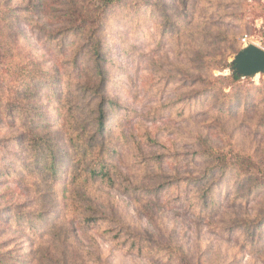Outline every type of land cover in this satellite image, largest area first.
Instances as JSON below:
<instances>
[{"label": "rangeland", "instance_id": "374dc122", "mask_svg": "<svg viewBox=\"0 0 264 264\" xmlns=\"http://www.w3.org/2000/svg\"><path fill=\"white\" fill-rule=\"evenodd\" d=\"M107 1L75 0L105 17L100 36L107 94L124 106L114 122L116 153L109 157L120 179L113 185L100 178L72 183L65 179L71 166L64 165L51 192L25 166L27 157L13 138L21 125H11L0 110V139L7 138L0 144V256L25 262L35 242L48 247L51 264H264V223L256 236L245 229L264 215V73L232 78L239 50L248 43L264 48V0H187V6L159 0L139 13L131 0ZM0 2L18 8L19 26L14 48L0 21V86L18 81L22 68L56 74L64 92L68 82L78 92V83L91 81L92 63L75 69L71 58L84 39L65 34L58 43L44 32L67 22L75 8L70 0ZM163 2L177 28L166 22ZM46 91L42 84L33 107L47 117L43 125L63 134L58 101ZM203 143L251 171L248 179L237 170L213 175L220 179L208 208L191 181L210 165L199 153ZM147 171L181 181L146 191L138 184ZM24 208L44 210L50 223L39 222L31 234L16 215ZM56 221L66 230L57 236L49 228Z\"/></svg>", "mask_w": 264, "mask_h": 264}, {"label": "trees", "instance_id": "16d2710c", "mask_svg": "<svg viewBox=\"0 0 264 264\" xmlns=\"http://www.w3.org/2000/svg\"><path fill=\"white\" fill-rule=\"evenodd\" d=\"M115 1L117 0L107 1V6ZM156 1L159 0H131L130 5H134L132 8H138L137 13H139L143 10L144 5L155 7ZM126 2L129 4V0H126ZM183 2L187 6V0H183ZM42 3L44 4V2ZM70 3L75 8L66 14L67 22L58 23L56 25H60L59 28L45 30L44 32L47 39L57 42L61 38H65V34H77L84 39L83 45L72 51L71 58L75 69L78 67L81 69L83 64L86 67L88 61L92 63L91 71L88 72L91 81H86V85L78 83V92H75L72 88L73 84L68 82V91L64 92L63 88L58 87H63L61 82L63 80L56 74L44 77L45 72L43 70L28 69L23 71L22 68L18 71L15 70L18 81H15V83L9 81L0 86V105H3L0 106V110H4L5 116L9 115L11 117V125L17 123L21 125V128H19L22 132L16 134L13 138L21 144L27 157L25 166L28 170L37 171L46 180L47 187L52 189L51 192L55 190L53 187L55 182L62 178L61 173L64 165L71 166L68 176L65 175V179L70 178L72 183H85L100 178L99 180L113 185L117 184L120 179L119 170L109 157L116 153L117 141H115L116 136L114 135V122H116V117H120L124 106L107 94L108 72L105 65L107 60L104 56L100 36L105 17L102 13L99 14L98 11L93 15L90 14L91 9L76 6L75 0H70ZM161 5L163 7L162 13L166 22L170 24V29L177 28L176 22L171 23L165 2ZM17 9L3 6V2H0V21L3 22L1 28L8 31L10 44L14 48L18 45L19 26L14 19L18 16L16 14ZM86 56L87 58H85ZM240 77L242 76L235 73L232 75L233 80ZM42 84L49 87L50 91L46 92L58 101L60 114L64 119L63 134L59 133L57 129L51 130L43 125L44 122H47V117L39 112L37 106L35 109L33 107L36 104V96L42 88ZM55 85L56 88L53 87ZM35 86H38V88L32 91ZM66 122L70 123V126ZM62 135L65 136V141H61ZM6 141L7 138L0 139V144L4 145ZM199 153L203 154L205 160L210 163L199 177H194L191 180L198 186V200L203 208H208L209 204L213 205L215 203L214 185L219 183L220 177H227L234 170L240 172V176L244 179H248V176L251 175V171L246 169L238 160L227 161L224 157L217 155L209 146H205L204 143ZM158 158L157 155H154L150 159H156L157 161ZM144 168L145 166L142 167V171ZM217 173L220 175L219 178L210 179ZM191 177L188 176V179ZM180 181L181 177L178 175L147 171L138 185L146 191L158 192L164 189L168 190L171 186L178 185ZM80 207L83 211L87 210L83 205H80ZM16 215L19 217V224L25 222L29 225L33 235L35 230L40 228L38 227L39 222L50 223L45 216V211L40 209L30 210L24 208ZM88 219L93 220L94 218L90 217ZM263 223L264 215L257 221L248 223L245 229L249 231V236H256L257 232L262 229ZM49 228L56 233L55 236L61 233V229L66 231L65 226L61 227L60 221L51 223ZM141 239L142 237L135 240L140 241ZM33 240L36 241L35 236H33ZM32 243L27 261L24 262L15 255L6 258L1 255L0 264H51L53 257L48 247L41 243L37 247L34 246L35 242ZM49 254L51 256L50 260L47 258Z\"/></svg>", "mask_w": 264, "mask_h": 264}, {"label": "water", "instance_id": "95a60500", "mask_svg": "<svg viewBox=\"0 0 264 264\" xmlns=\"http://www.w3.org/2000/svg\"><path fill=\"white\" fill-rule=\"evenodd\" d=\"M233 73L242 77L256 76L264 73V48L255 43H248L233 60Z\"/></svg>", "mask_w": 264, "mask_h": 264}]
</instances>
